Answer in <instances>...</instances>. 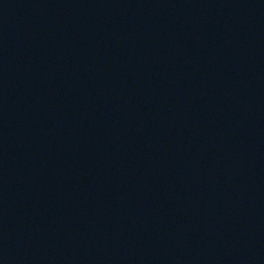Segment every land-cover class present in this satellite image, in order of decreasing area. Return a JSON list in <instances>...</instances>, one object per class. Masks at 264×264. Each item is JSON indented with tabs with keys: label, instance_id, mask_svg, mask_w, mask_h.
I'll use <instances>...</instances> for the list:
<instances>
[{
	"label": "water",
	"instance_id": "water-1",
	"mask_svg": "<svg viewBox=\"0 0 264 264\" xmlns=\"http://www.w3.org/2000/svg\"><path fill=\"white\" fill-rule=\"evenodd\" d=\"M0 264H264V0H0Z\"/></svg>",
	"mask_w": 264,
	"mask_h": 264
}]
</instances>
